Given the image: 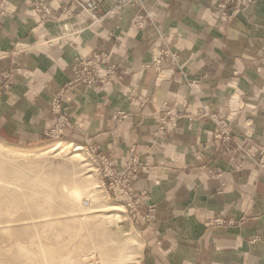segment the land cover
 I'll return each mask as SVG.
<instances>
[{"label":"crops","instance_id":"1","mask_svg":"<svg viewBox=\"0 0 264 264\" xmlns=\"http://www.w3.org/2000/svg\"><path fill=\"white\" fill-rule=\"evenodd\" d=\"M89 1L3 0L0 142L43 143L65 87L62 137L97 145L118 175L135 161L153 216L139 264H264V0L230 20L215 0ZM98 54L116 75L73 83ZM230 113L220 139L213 116Z\"/></svg>","mask_w":264,"mask_h":264},{"label":"rangeland","instance_id":"2","mask_svg":"<svg viewBox=\"0 0 264 264\" xmlns=\"http://www.w3.org/2000/svg\"><path fill=\"white\" fill-rule=\"evenodd\" d=\"M58 123L21 151L0 142V264H139L145 225L115 192L125 173Z\"/></svg>","mask_w":264,"mask_h":264},{"label":"built area","instance_id":"3","mask_svg":"<svg viewBox=\"0 0 264 264\" xmlns=\"http://www.w3.org/2000/svg\"><path fill=\"white\" fill-rule=\"evenodd\" d=\"M62 1V0H58ZM116 8H121L125 5H128L130 3H139L141 0H112ZM216 1V14L225 17L227 19H233L240 13H243L246 11L248 8L256 5L259 1L261 0H215ZM3 0H0V21L6 16V12L3 9L2 6ZM100 0H91L85 4H81L82 7L85 9L95 12L98 7L100 6ZM39 11L43 12V15L46 17H49L51 15L50 9L47 7L40 6ZM137 22L140 25H145V19L143 17H140L137 19ZM166 53V52H165ZM118 65L116 64H109L108 66H104L103 61H102V55H95L94 57L86 60H79L76 65V70H77V76L76 79L73 81L74 82H79L83 83L85 85H94L97 84L98 82L105 83L107 79L110 77H113L116 75V69ZM106 68V75L102 76L101 72L102 70ZM7 80L9 81L10 77H6ZM5 77L0 76V82L8 84L9 82L5 81ZM65 92V87L62 88L60 91V94L57 95L53 99V109L55 110V113L58 115L57 119L59 120V123L57 124V131L60 133L64 132V128L69 124L67 122L66 116L63 113V105H62V100H63V94ZM174 119V118H173ZM213 119L216 122L217 129H216V136L219 137L220 139H225L229 140L230 138V120L232 119V113H230L227 117L226 120H222L217 116H213ZM106 159V162L108 164L110 163L111 167L113 166V163L110 158L104 157ZM259 165L260 167H264V151L262 153V157L259 160ZM137 172V168L135 165V161L132 160V162L129 163L128 169L124 172L125 174L122 175L120 179L117 180L118 185H123V189H118L119 193L117 190H115L116 194H124L126 199H123L126 206L131 209L134 213L139 215V217L142 219V223L146 226L153 220V216L145 212L143 210V202L136 193L135 188L132 185L133 178L135 176V173Z\"/></svg>","mask_w":264,"mask_h":264},{"label":"bare ground","instance_id":"4","mask_svg":"<svg viewBox=\"0 0 264 264\" xmlns=\"http://www.w3.org/2000/svg\"><path fill=\"white\" fill-rule=\"evenodd\" d=\"M71 145H73V144L71 143L70 146H71ZM62 146H63V145H62ZM62 146H61V147H62ZM70 146L66 145V146H65V149H68V147H70ZM61 147H60V145H58V146H54V147L52 148V150H57V149H59V148H61ZM79 149H80V147H77V148H75V151H77V150H79ZM19 151H21V150H19ZM63 151H64V150H63ZM35 153H37V152H35ZM26 154H28V153H26ZM28 155H30V154H28ZM116 209H117V208H116ZM111 211H116V210H111Z\"/></svg>","mask_w":264,"mask_h":264}]
</instances>
